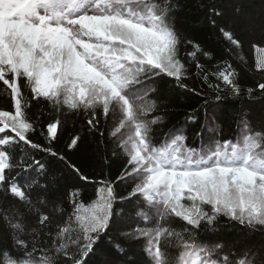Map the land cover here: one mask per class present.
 Masks as SVG:
<instances>
[{"label":"snow or ice","instance_id":"6c2138e0","mask_svg":"<svg viewBox=\"0 0 264 264\" xmlns=\"http://www.w3.org/2000/svg\"><path fill=\"white\" fill-rule=\"evenodd\" d=\"M177 7V0H0V85L12 105L0 110V264H264V82L247 86L230 60L216 63L229 50L183 34ZM247 13L243 0H213L204 10L233 50L256 31ZM259 31L252 38L264 44V14ZM255 71L264 73V57ZM176 93L202 102L187 114L199 150L183 129L160 128L168 115L161 109ZM225 93L242 107L226 113ZM33 101L55 115L43 120ZM69 112L84 126L62 151L60 117ZM85 146L104 162L124 154L88 207L77 199L81 184L59 174L90 181L69 155ZM150 217L155 227L127 223ZM221 217L244 239L223 238ZM112 232L122 238L115 250L104 245ZM132 245L142 255L128 258Z\"/></svg>","mask_w":264,"mask_h":264},{"label":"trees","instance_id":"16d2710c","mask_svg":"<svg viewBox=\"0 0 264 264\" xmlns=\"http://www.w3.org/2000/svg\"><path fill=\"white\" fill-rule=\"evenodd\" d=\"M177 2L176 24L183 34L190 38H194L196 42L201 43L202 46H207L211 49L220 48L222 51L228 49L229 51L226 52L223 57L217 55L216 63H219L221 59L230 60L233 67L241 72L242 84L254 86L257 82H264V73L255 71L257 60L264 57V44H260L258 39L252 38L259 37L260 35L259 21L261 15L264 14V0H243L248 8V16L256 21V31L251 34V37L245 38L243 48L240 50H233L222 36L213 32L208 26L204 10L205 5L213 2V0H177ZM215 2L224 3L226 0H215ZM254 44H258L259 46L253 47ZM188 50H191L190 46ZM239 57H243V59L241 60ZM201 63H206V58L201 57ZM221 67H224V65H221ZM189 83L191 86V82ZM24 91L25 95L30 98V90L25 88ZM201 103V100L192 93L174 94L172 99L168 101L167 106L161 109V111H167L168 115L164 117V125L160 126V128H162L163 131H167L173 126L183 129L188 136V147H194L199 150L201 146L200 141L193 134L197 125L187 119V114L191 112L192 109L200 107ZM221 103L224 105L225 112L229 114L242 107L240 102L228 96L226 93L225 99ZM11 108L12 105L8 92L0 85V110H11ZM31 112L43 113V120H47L55 115L51 112L50 106H48L46 102L36 104L33 101ZM60 118L61 120L67 121L62 129L60 144L57 145V147L63 151L65 143L68 142L73 133L83 128L84 117L82 115L74 116L69 112L66 116H61ZM43 120L41 122H43ZM116 120V115L110 116L109 128ZM37 139L41 142H46L44 137H37ZM69 155L73 162L89 176L90 181L85 184L66 171L59 174L66 176V182L68 184H81L80 195L77 199L82 201L85 207H88V205L96 199V191L102 186L100 182L102 180L112 179L118 174L121 169L124 154L118 159L111 156V153H109V160L104 162L93 153L92 149L85 146L79 152L73 151L69 153ZM45 159H48V157H45ZM52 163L54 168H63V165L56 161ZM120 190L124 191L125 186L121 185ZM126 211L131 212V206H129ZM127 223L133 227L152 228L156 226L157 221L150 217V222L148 223L134 220H129ZM218 223L220 225L218 232L223 238L237 241L244 239L241 235L240 228L234 226L226 217H221ZM172 226L176 227L177 231L180 230L179 222H175ZM199 235L203 236L205 233H200ZM121 240L122 238L119 233L112 232L108 237H105L104 245L105 247H111L115 250V244ZM141 243H144V241H141ZM126 250L129 254L128 258H137L139 255H142L141 248L138 245H132Z\"/></svg>","mask_w":264,"mask_h":264}]
</instances>
